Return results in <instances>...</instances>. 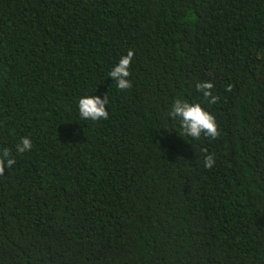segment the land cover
<instances>
[{
	"label": "trees",
	"instance_id": "obj_1",
	"mask_svg": "<svg viewBox=\"0 0 264 264\" xmlns=\"http://www.w3.org/2000/svg\"><path fill=\"white\" fill-rule=\"evenodd\" d=\"M177 98L220 136L181 135ZM2 148L0 264H264V0H0Z\"/></svg>",
	"mask_w": 264,
	"mask_h": 264
},
{
	"label": "clouds",
	"instance_id": "obj_2",
	"mask_svg": "<svg viewBox=\"0 0 264 264\" xmlns=\"http://www.w3.org/2000/svg\"><path fill=\"white\" fill-rule=\"evenodd\" d=\"M134 57V52L129 50L126 56H122L119 62L109 71V77L115 81L120 91H128L132 88V82L129 80L131 75L130 67ZM232 85L226 87V91H231ZM196 90L201 94L205 103L211 105L218 102L219 97L214 94V84L211 82H197ZM108 97L105 94L101 99L99 96L81 97L78 101V112L82 120L100 122L109 119L107 105ZM168 117L179 123L181 135L200 140L201 137H207L215 140L220 136V131L215 117L206 111L200 103H190L183 98H177L173 101ZM32 142L29 138H21L16 145V153L23 154L30 151ZM205 153L203 160L204 166L211 169L215 164L214 154H207V149H202ZM16 163L12 150L8 148L0 149V176L5 175V168H12Z\"/></svg>",
	"mask_w": 264,
	"mask_h": 264
}]
</instances>
